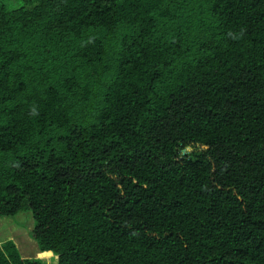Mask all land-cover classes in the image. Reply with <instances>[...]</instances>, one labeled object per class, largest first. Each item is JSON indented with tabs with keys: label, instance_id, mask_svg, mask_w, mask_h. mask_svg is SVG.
Returning <instances> with one entry per match:
<instances>
[{
	"label": "trees",
	"instance_id": "trees-1",
	"mask_svg": "<svg viewBox=\"0 0 264 264\" xmlns=\"http://www.w3.org/2000/svg\"><path fill=\"white\" fill-rule=\"evenodd\" d=\"M21 212L0 264H264V0L0 2Z\"/></svg>",
	"mask_w": 264,
	"mask_h": 264
},
{
	"label": "rangeland",
	"instance_id": "rangeland-1",
	"mask_svg": "<svg viewBox=\"0 0 264 264\" xmlns=\"http://www.w3.org/2000/svg\"><path fill=\"white\" fill-rule=\"evenodd\" d=\"M0 2L9 8H16L23 3V0H0ZM32 227L33 220L29 212L18 213L13 218H0V242L12 240L23 256L25 251L31 252L35 249V243L30 238Z\"/></svg>",
	"mask_w": 264,
	"mask_h": 264
}]
</instances>
